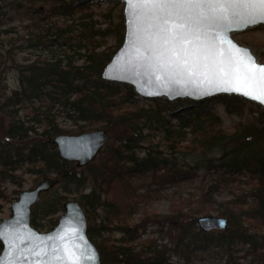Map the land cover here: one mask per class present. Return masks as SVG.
<instances>
[{
	"label": "trees",
	"instance_id": "16d2710c",
	"mask_svg": "<svg viewBox=\"0 0 264 264\" xmlns=\"http://www.w3.org/2000/svg\"><path fill=\"white\" fill-rule=\"evenodd\" d=\"M92 1L0 0L1 22L26 23L21 40L0 44V179L13 178L25 161L36 168L30 172L38 179L53 174L59 180L32 207L36 229L63 212L67 199L57 195V189L78 194L75 200L84 211L87 236L101 264H168L170 252L181 254L178 247H188V234L211 239L215 231H197L196 217L207 215L206 206L221 193L231 198L222 203L227 224L217 238L228 248L241 244L253 256L263 257L264 109L226 95L197 102L146 100L130 86L103 80V69L123 42L124 25L121 16L113 22L111 10L95 19ZM110 39L114 43L108 45ZM24 49L48 54L20 65L16 56ZM10 70L18 72L19 88L6 95ZM29 105V121L24 122L17 109ZM214 105L237 122L226 127ZM57 115L77 126L74 135L100 127L112 142L94 162L77 170L59 158L52 143L55 136L69 134L56 123ZM4 116L11 119L4 122ZM200 170L211 181L199 186L197 200L178 199L165 216L148 210L156 192L193 181ZM240 179H245L247 190L238 193ZM137 214L139 222L132 223ZM150 223L179 231L173 250L151 240L137 245ZM113 234L119 239L104 237Z\"/></svg>",
	"mask_w": 264,
	"mask_h": 264
},
{
	"label": "water",
	"instance_id": "95a60500",
	"mask_svg": "<svg viewBox=\"0 0 264 264\" xmlns=\"http://www.w3.org/2000/svg\"><path fill=\"white\" fill-rule=\"evenodd\" d=\"M108 1L123 5L124 35L120 48L103 69V80L130 86L138 98L146 100L165 99L175 102L188 99L197 102L226 95L241 97L264 109V103L242 92L225 91L207 85L197 87L193 84L176 83V80L184 77L177 74L170 79L161 73L146 70L130 44L132 17L127 0ZM263 25L264 22L249 24L247 27L233 25L226 36L239 48L248 50L257 62L250 49L238 45L231 35ZM219 47L223 49L224 58L227 59L231 54L228 44ZM157 75H161V79H157ZM108 141L107 131L96 129L78 135L60 134L53 138L52 143L62 161L73 163L77 169H82L95 161ZM58 184L57 178L46 177L35 188L18 194L17 200L11 205V216L0 221V264H72V259H76L78 264H101L99 253L87 236L86 217L78 201L66 200L63 203V213L52 230L42 233L32 226V207L40 201L42 194L48 193ZM196 224L203 232L221 231L225 229L227 221L225 218L203 216L197 218ZM66 248L74 254L72 258L68 257ZM57 256L62 259L57 260ZM89 256L92 259H88Z\"/></svg>",
	"mask_w": 264,
	"mask_h": 264
},
{
	"label": "snow or ice",
	"instance_id": "6c2138e0",
	"mask_svg": "<svg viewBox=\"0 0 264 264\" xmlns=\"http://www.w3.org/2000/svg\"><path fill=\"white\" fill-rule=\"evenodd\" d=\"M127 2L132 17L130 44L146 70L170 79L180 74L184 79L176 83L242 92L264 103V65L226 36L233 25L264 22V0ZM222 44L229 46L227 59ZM65 252L69 258L74 255L67 248ZM72 264L78 261L72 259Z\"/></svg>",
	"mask_w": 264,
	"mask_h": 264
},
{
	"label": "rangeland",
	"instance_id": "374dc122",
	"mask_svg": "<svg viewBox=\"0 0 264 264\" xmlns=\"http://www.w3.org/2000/svg\"><path fill=\"white\" fill-rule=\"evenodd\" d=\"M90 5V10L94 12L95 19L99 20V14H104L111 10L113 22L118 23L120 20L119 16H121L124 25L122 4L115 5L109 2L108 0H94L90 2ZM25 24L26 23H19V21H0V44L2 41L5 44V40L8 39L21 40L23 38V34L25 33ZM101 27L103 28L104 26ZM10 29L12 30L10 31ZM6 31H9L8 35H4V32ZM231 37L238 45L249 48L252 54L256 57L258 63L264 64V25L247 29L246 31L241 33H233ZM113 43L114 40L110 39L108 45H111ZM47 54L48 53L46 51L24 49L18 51L16 60L18 64L24 65L35 60L37 57L43 58ZM4 86L6 95H10L13 90H17L19 88L18 72L16 70H10L6 73ZM142 103L146 102L143 101ZM36 106L37 105H35V107ZM214 106L215 108H217V112L226 127H230L235 122H237L236 118L227 116L220 107H218L217 105ZM31 107V105L25 106L26 109L23 107H18L17 117L24 122L29 121L28 117L30 116L28 112ZM9 119L11 118L4 116V122H7ZM56 123L62 130L67 131L69 133L68 135H74L73 132L77 130V126L74 125L71 120L66 119L61 115H57ZM26 125H31V123H26ZM96 129L103 128L98 127ZM8 142L10 141L8 140ZM111 142L112 141L110 140L109 136L108 143ZM24 154L25 151H23V156ZM142 156L143 153L140 154V157ZM35 169L36 168H34L32 164L23 161L19 163L18 169H16L12 173L14 175L13 178L7 177L3 180L0 179V221L3 219H7L11 216V205L15 201V198L18 197V193L24 190L35 188L37 184L42 180L38 179V177L33 172H30V170ZM203 176L204 172L200 170L197 173V177L193 181L183 182L176 186H170L161 191L156 192L153 201L150 202L148 210L150 212L154 211L159 215L165 216L170 211L173 202L176 203L178 199H189L192 201L197 200L201 190L199 186H204L211 181L209 177L203 178ZM49 177H54V175L51 174ZM244 180L245 179H240L241 183L239 184L238 189L235 190L236 192L240 193V191L242 190H247L246 184L243 183ZM19 181H21L20 187H18L17 185V182ZM88 192L89 188H86L84 193ZM55 193L59 196H65L67 200H75L78 198V194L74 193V191L65 192L61 188L57 189ZM230 198L231 196L228 195V193H221L215 195L213 197V203H211L209 206H206L209 213L207 215H198L196 217V220L197 218L203 216L224 218L221 215L222 203ZM43 199L44 195L42 194L40 201H42ZM62 213H58L50 219L46 218V220L42 222L43 227L38 228L37 230L42 233L50 231L52 228H54V225L52 223L53 220L55 221L56 218H59ZM139 217L140 214L134 215L132 223H138ZM48 219L52 220V222L48 221ZM195 227L198 231V226L196 225ZM221 232L222 231L211 232L212 238L208 239L207 241H201V238L193 239V235L190 236V234H188L187 240L185 241L188 244V247L185 248L184 246H179V250H182L181 254L170 252L168 257V264H264V256L259 258H257V256H253L251 253L248 252L246 246L236 244L235 246L228 248L225 243L221 242L217 238V235ZM260 232L264 234V226L261 228ZM178 234V230L150 223L147 225L145 232L141 235V238L137 242V245H144L145 241L151 240L158 247H164L166 249L173 250L175 248V241ZM104 237H109L111 239L117 240L119 239L120 235H104ZM262 254H264V251ZM185 256H188V261L185 260Z\"/></svg>",
	"mask_w": 264,
	"mask_h": 264
}]
</instances>
